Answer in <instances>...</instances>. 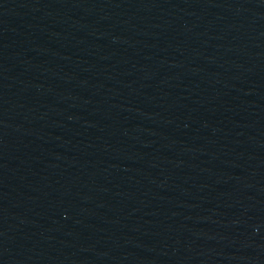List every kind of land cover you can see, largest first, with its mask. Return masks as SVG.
I'll use <instances>...</instances> for the list:
<instances>
[{"label":"water","instance_id":"water-1","mask_svg":"<svg viewBox=\"0 0 264 264\" xmlns=\"http://www.w3.org/2000/svg\"><path fill=\"white\" fill-rule=\"evenodd\" d=\"M0 264H264V0H0Z\"/></svg>","mask_w":264,"mask_h":264}]
</instances>
